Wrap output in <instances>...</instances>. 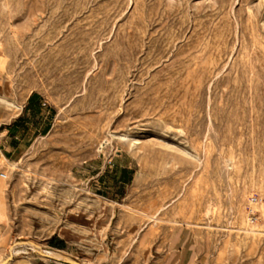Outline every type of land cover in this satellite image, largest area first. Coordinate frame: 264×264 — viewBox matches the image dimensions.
<instances>
[{"label":"rangeland","instance_id":"rangeland-1","mask_svg":"<svg viewBox=\"0 0 264 264\" xmlns=\"http://www.w3.org/2000/svg\"><path fill=\"white\" fill-rule=\"evenodd\" d=\"M0 173V264H264V0H0Z\"/></svg>","mask_w":264,"mask_h":264},{"label":"crops","instance_id":"crops-1","mask_svg":"<svg viewBox=\"0 0 264 264\" xmlns=\"http://www.w3.org/2000/svg\"><path fill=\"white\" fill-rule=\"evenodd\" d=\"M29 99H30V103H31L32 100L34 99V96L33 97H30ZM16 128H18V121L17 122L15 121L14 124H11L9 127L6 128V132H8L9 134H11L12 135V138H14V139L16 138L14 136V132H15V129ZM13 145H15V143H13ZM52 242L53 243H61L63 245L62 247H55V246L49 245V248H50L49 250L60 254L61 257H57V256H53V255L51 256V255L48 254L50 257H47V258H49L51 260L62 261V262H67V260H71V259L63 256L60 253V249H62L64 247V240L63 239H58L57 241L52 240Z\"/></svg>","mask_w":264,"mask_h":264},{"label":"water","instance_id":"water-1","mask_svg":"<svg viewBox=\"0 0 264 264\" xmlns=\"http://www.w3.org/2000/svg\"><path fill=\"white\" fill-rule=\"evenodd\" d=\"M40 254L45 256V257H50L48 254H44L43 252H40ZM9 260H11V255H9L6 259H4L1 264H6ZM67 263H69V264H81L79 262H75L72 260H67Z\"/></svg>","mask_w":264,"mask_h":264},{"label":"bare ground","instance_id":"bare-ground-1","mask_svg":"<svg viewBox=\"0 0 264 264\" xmlns=\"http://www.w3.org/2000/svg\"><path fill=\"white\" fill-rule=\"evenodd\" d=\"M17 106V105H16ZM14 250V249H13ZM14 252H16V250L14 251ZM45 252V254H49V255H53V256H57V257H61V255L60 254H58V253H56V252H53V251H50V250H45L44 251Z\"/></svg>","mask_w":264,"mask_h":264},{"label":"trees","instance_id":"trees-1","mask_svg":"<svg viewBox=\"0 0 264 264\" xmlns=\"http://www.w3.org/2000/svg\"><path fill=\"white\" fill-rule=\"evenodd\" d=\"M33 97V96H31ZM50 245L55 246V247H62L63 245L61 243H53L52 241H50Z\"/></svg>","mask_w":264,"mask_h":264},{"label":"built area","instance_id":"built-area-1","mask_svg":"<svg viewBox=\"0 0 264 264\" xmlns=\"http://www.w3.org/2000/svg\"><path fill=\"white\" fill-rule=\"evenodd\" d=\"M0 177L1 178H4L5 177V174L4 173H0Z\"/></svg>","mask_w":264,"mask_h":264}]
</instances>
